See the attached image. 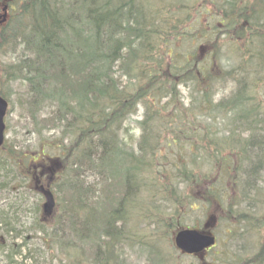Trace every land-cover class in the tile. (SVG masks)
<instances>
[{
    "label": "trees",
    "instance_id": "trees-1",
    "mask_svg": "<svg viewBox=\"0 0 264 264\" xmlns=\"http://www.w3.org/2000/svg\"><path fill=\"white\" fill-rule=\"evenodd\" d=\"M189 2L0 0V17L1 9L9 12L7 23H0V79L26 85L31 99L26 109L36 134L44 129L60 132L42 144V157L46 148L58 152L49 167L8 145L7 139L0 148V193L17 189L9 203L0 205V264H34V251L41 250L29 243L34 231L42 234L44 250L50 253L43 264H123L118 246L129 238L134 215L141 214L161 232L179 230L185 227L180 218L198 202L221 205L226 196L233 202L224 218L250 231L254 206L245 202L246 212L231 210L254 198L264 181V0ZM200 6L207 23L200 35L192 36V13ZM188 43L191 47L184 49ZM222 49L235 57L224 72L234 88L218 102L206 97L204 108L211 120L218 115L230 131L226 142L218 143L221 154H205L213 173L204 181V174L195 171L205 164L197 154L200 129L185 131L187 145L177 135L188 129L191 114L185 116L174 106L171 115L162 110L165 105H153L159 96L173 94L179 83L194 91L218 84L224 78L207 57L220 58ZM8 54L12 59L4 63ZM45 102H53L54 109L42 115ZM140 104V139L128 146L131 142L119 139L120 130ZM159 120L165 127L158 125L157 130ZM167 130L174 137L162 136ZM162 143L186 145L192 167L182 160L177 167L163 165ZM221 173L231 176L229 184L222 182ZM40 183L59 198L52 215L46 216L37 204L39 219H20L12 208L28 204L34 191L41 194ZM144 193L148 201L141 204ZM235 212L239 218H233ZM258 261L264 264V259Z\"/></svg>",
    "mask_w": 264,
    "mask_h": 264
},
{
    "label": "rangeland",
    "instance_id": "rangeland-1",
    "mask_svg": "<svg viewBox=\"0 0 264 264\" xmlns=\"http://www.w3.org/2000/svg\"><path fill=\"white\" fill-rule=\"evenodd\" d=\"M188 1H190L189 3L192 2V0ZM213 1L220 4L223 0ZM207 7L212 8L213 4H210ZM1 10L2 17H0V23L6 24L9 12H5V8ZM206 14L207 12L202 9L201 6L193 11L192 19L196 24L190 31V33L193 34L192 36H198L203 31V26L207 23V19L205 18ZM196 19H200L201 21L196 22ZM189 47H191L189 43L188 45L186 44L183 46L184 49ZM203 48V50H205L208 46ZM231 53L232 52L228 53V51L222 49V52L220 53L221 59L218 57L216 58L215 56L207 57V63H210L213 71L218 75L221 74L224 78L218 84L207 89L200 85V87L194 91L190 84L185 85L179 83L174 88L175 90L173 94H166L163 98H160L161 96H159L156 100V105H153V107L157 109H161V106L165 105L162 110L165 113L166 111H170L171 115L174 114L172 110L174 106L175 108L182 110L185 116L186 113L191 114L187 121H190L188 129L183 128L184 132H182L181 135H177L179 136V141L183 140L187 145V137L189 136L186 135L185 131H192L190 126H192V129H194V127L199 128L201 131L200 135L203 138L199 140L200 150L197 154L201 159L205 157V154L207 156H212L218 153L221 154L223 148H221V145L218 143H221L223 140L226 142L225 136L228 131H230L229 125L227 123H222L218 115L211 120L210 111L204 108V104L206 97H209L210 101L218 102L224 96L229 95V92L233 90L234 81L224 73L227 71L226 69H229L232 66V62H234L235 57L231 55ZM6 57L7 58H3L4 63L12 59L10 54ZM26 88L25 84L24 87H20L18 83H7L4 79H0V92L4 93L9 99V109L5 117L6 139L8 145L13 143L15 149H20L35 158L37 157V160L40 162L39 164H45L47 165L46 167H49V160H51V158L58 160V152L49 151L48 148H46L45 155L42 157V144L50 138L60 137V132L44 129L41 134H36L34 131V125L30 123L28 110L26 109V104L29 106L28 102H31V99L27 97ZM204 89L207 96L203 94ZM256 89L258 90L259 87ZM261 93H264V87L262 88ZM262 96L264 98V94H262ZM51 108L54 109L53 102H45V108L42 111V115L49 113ZM157 116L160 118L158 114ZM143 118L144 107L140 104L137 106L136 113L130 114L124 121L122 126L123 129L121 128L120 130L119 139L123 140L124 138L127 142H131L128 146H135L140 139V122ZM171 124L172 123H168V126ZM158 125L165 127V121L161 123L160 120L158 121V124L156 125L157 130ZM162 136H169L168 138H172L174 137V134L171 133L170 130H167ZM206 139H208V141ZM161 145V153L164 154V158L167 161L163 162V165L169 168L171 165L172 167H177L178 161L182 160L188 164L189 168L192 167V164L190 163L192 155L186 145L183 143H181V145L178 144L180 146L172 145L170 147H166L164 143ZM204 161L205 164H202L195 169V171L200 170L204 174L203 180L210 177L213 173L212 164L209 163V160ZM178 170H180L179 167ZM217 172L218 171H216V173ZM175 173L176 171H174L173 174ZM220 175L222 182L226 185L229 184L227 181L231 176L229 177L226 173H221ZM178 179L181 178L178 176ZM0 182V184L4 183V181L1 180ZM258 186L261 190L253 192L252 196L254 198L247 199L243 203L236 205L237 207L233 206L232 210L230 209L233 213L234 208L237 212H246L249 207L246 206V203L254 206L256 219L253 220L254 224L250 225L249 232L246 231V225L238 223L235 219L228 221L224 218L228 203L233 202V198L230 196L223 198V204L221 205L210 204V200L200 201L198 202L196 209L186 212L184 218H180L182 225L185 227L194 226L199 230L203 229L211 231L217 238V244L214 248L197 255H187L176 248L174 244V236L177 229L174 230L172 229L173 227H170L168 232H161L159 226L153 225L152 222L148 224L141 214H136L130 218V231L128 232L129 238L125 241L123 247L120 245L118 246L121 262L123 264H161L158 263L157 259H163L165 261L162 264H257L258 260L264 259V181H261ZM198 187L199 185L197 184L196 189H198ZM15 189L16 188L0 193V205H3L5 202L9 203L13 199L12 195L17 191V189ZM197 191L199 192V190ZM34 192V196L31 195L28 204L23 202V205H21V202H19V207L16 206V208H12L13 212L17 209L16 213L19 215L20 219L26 221L33 217L34 221L39 219L37 204L41 207L43 198L40 199L41 194L36 191ZM226 194L227 193H225V195ZM199 195H203V199H207L205 192L203 194L199 192ZM26 196L28 197V195ZM57 199L59 200L58 197L56 200ZM147 201L148 195L144 193L140 203L146 204ZM237 212H235L233 218H239L236 216V214H238ZM241 222L243 223L244 220ZM23 234L26 235V231ZM29 235L30 234H27V236ZM41 236L42 234L40 232L36 233L35 231L34 234L29 236L32 238L29 243H34V246L40 247L41 249L40 252L37 250L34 251V264H43L47 261L48 255L50 254L49 251H47V253L45 252L42 240L39 238ZM5 240L2 242L5 243ZM152 249L156 250L157 254L153 253ZM258 262L260 263V261Z\"/></svg>",
    "mask_w": 264,
    "mask_h": 264
},
{
    "label": "water",
    "instance_id": "water-1",
    "mask_svg": "<svg viewBox=\"0 0 264 264\" xmlns=\"http://www.w3.org/2000/svg\"><path fill=\"white\" fill-rule=\"evenodd\" d=\"M8 109V103L0 95V147L5 139V115ZM44 191L45 202L43 209L45 214H51L55 205L54 196L48 189L41 188ZM174 243L178 249L187 254H198L215 244V237L211 233H203L196 229L185 228L179 230L175 237Z\"/></svg>",
    "mask_w": 264,
    "mask_h": 264
}]
</instances>
